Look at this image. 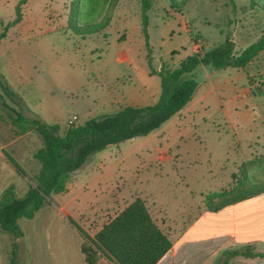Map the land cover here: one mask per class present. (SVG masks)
<instances>
[{
  "label": "rangeland",
  "instance_id": "1",
  "mask_svg": "<svg viewBox=\"0 0 264 264\" xmlns=\"http://www.w3.org/2000/svg\"><path fill=\"white\" fill-rule=\"evenodd\" d=\"M152 1L146 41L138 0H118L108 22L86 26L89 32L85 34L76 33L67 24L74 0H28L21 7L22 19L6 30L18 0H0V34L4 32L0 74L24 99L25 115L57 123L63 130L73 116L72 123L83 124L112 114L116 112L113 97L118 96V89L133 86L132 82L140 84L149 68V57L154 69L160 64L176 67L194 51L213 48L225 37L239 51L264 29V12L250 8L248 0H189L178 11L169 0ZM84 14L82 7L78 24L85 19ZM121 49H126L130 63L116 61ZM191 77L198 83L194 98L200 95L201 100L188 113L148 135L95 152L71 172L67 184L73 180L104 184L121 178L127 193L145 199L147 204L153 201L157 209L166 212L167 219H173L168 223L178 234L195 220L206 197L264 179V94L256 88L264 90V52L244 68L214 70L198 65ZM10 113L0 108V144L26 175L0 157V182L5 181L3 187L14 184L19 190L25 182L30 185L34 181L40 164L33 153L42 141L34 129L20 133ZM158 152H167L170 157L156 160ZM232 171L236 174L233 179ZM54 199L50 194L33 218L18 220L23 236L14 240L20 264H53L51 247L43 251L39 235L67 227L57 218ZM227 208L217 218L216 227L229 226L225 215L231 207ZM253 223L260 225L252 222L249 226L248 221L237 232L247 234ZM254 234L261 238L249 240L250 244L264 251V229L259 227ZM11 241L12 236L0 229V264H8Z\"/></svg>",
  "mask_w": 264,
  "mask_h": 264
},
{
  "label": "trees",
  "instance_id": "2",
  "mask_svg": "<svg viewBox=\"0 0 264 264\" xmlns=\"http://www.w3.org/2000/svg\"><path fill=\"white\" fill-rule=\"evenodd\" d=\"M27 1L18 0L15 16L4 26L5 30L22 19L21 7ZM138 1L141 30L147 41L148 12L153 6V1ZM187 1L189 0H169L170 6L177 11ZM117 2L118 0H74L67 18L68 27L73 28L76 33L85 34L89 32L85 29L86 26L99 22L106 24ZM248 4L250 8L264 12V0H248ZM82 7L85 8V19L78 24L77 19ZM3 36L4 32L0 34V38ZM262 52L264 29L254 42L239 51L234 49L233 41L225 37L217 46L187 56L176 67L161 66L158 71L161 94L155 103L144 106L125 105L112 114L90 118L83 124L70 123L63 130L57 123H47L38 117L25 115L24 99L0 74V108L11 112V122L20 128V133L34 129L42 141V145L33 153L40 167L28 190L18 196L14 185L9 184L0 193V229L8 232L13 238L8 251V264H20L18 244L14 240L23 236L18 220L33 218L48 201L50 194L63 192L71 172L80 168L90 155L107 145L148 135L182 109L191 100L198 86L197 81L191 77L198 65H208L215 70L228 67L244 68ZM148 63L153 71L150 57ZM256 88L259 94H264V90L259 86ZM7 100L15 106L8 104ZM2 153L19 173L26 175L6 149L3 148ZM235 176L233 173L231 179ZM243 176L246 177L245 172ZM262 192L264 179L219 191L213 197H206L205 205L207 210L217 211ZM76 227L84 240L81 251L87 264H95L98 253L105 255L114 264H155L171 247L169 237L152 218L145 201L139 196L104 223L92 237L78 225ZM237 256L264 257V252L257 251L253 244L224 248L213 264H230V260Z\"/></svg>",
  "mask_w": 264,
  "mask_h": 264
},
{
  "label": "crops",
  "instance_id": "3",
  "mask_svg": "<svg viewBox=\"0 0 264 264\" xmlns=\"http://www.w3.org/2000/svg\"><path fill=\"white\" fill-rule=\"evenodd\" d=\"M115 58L118 63H130L131 61L126 49H121ZM161 66L162 64L157 69L152 68L153 71H151L149 66L148 70L144 71V76L139 85H135L130 79L133 86L128 85L127 87L119 88L118 96L116 98L113 97L116 111L125 105L144 106L155 103L161 94V79L158 75ZM194 95L182 109L166 122L171 119H180L182 115L188 113L201 100L200 95L197 98H194ZM3 148V145L0 144V157L6 159L2 153ZM161 156L164 160L170 157L167 152H158L155 159L158 160ZM234 171L231 172V176ZM25 183V187L21 185L19 190L13 184L18 196H22L28 190L29 185L27 182ZM95 183L83 184L73 180L67 184L65 191L54 193V197H56L54 204L57 209V218L67 227L64 230H47L46 232H41L39 235V244L44 248L43 251L51 247L53 264H87L81 251V245L84 240L76 225L92 237L104 223L115 217L135 198L134 195L126 192L121 178L116 179L114 177L110 182L104 184L102 182ZM4 184L5 181L0 182V193L5 188L3 187ZM58 195H61V198H57L59 197ZM143 200L152 218L171 241L169 250L155 264H213L224 248H235L234 246L243 243L250 244L249 240H255V237L261 238V236L254 234L255 231L259 227L264 229V192L227 205L217 211L207 210L205 203H203L197 211L195 220L189 221L188 225L183 227L182 231L178 234L175 233V230L168 223L173 219L169 217L167 219L166 212L164 213L160 209H157L155 202L150 201V204H147L146 200ZM83 204H85V207ZM150 207H153V211H151ZM227 207H231L229 208L231 209L229 210V214L225 215L229 219V226L224 229L218 228L216 227L217 218L219 215H222L224 210L228 209ZM102 210L104 211L103 216L99 215L100 212H103ZM202 219L209 220L203 222L201 221ZM248 221L249 226L252 222L260 225L257 227L253 223L247 234L238 233L237 229L240 231L246 224L248 225ZM166 223L167 225L164 226ZM238 261L242 264H264V257L243 258L237 256L231 259V264H235ZM43 262L45 263L44 259ZM95 264L114 263L102 253H98Z\"/></svg>",
  "mask_w": 264,
  "mask_h": 264
},
{
  "label": "built area",
  "instance_id": "4",
  "mask_svg": "<svg viewBox=\"0 0 264 264\" xmlns=\"http://www.w3.org/2000/svg\"><path fill=\"white\" fill-rule=\"evenodd\" d=\"M74 119H76L75 116H73L71 119H69V123H72Z\"/></svg>",
  "mask_w": 264,
  "mask_h": 264
}]
</instances>
